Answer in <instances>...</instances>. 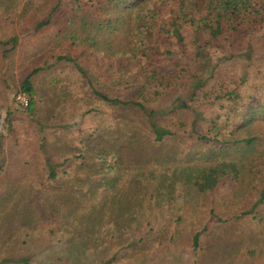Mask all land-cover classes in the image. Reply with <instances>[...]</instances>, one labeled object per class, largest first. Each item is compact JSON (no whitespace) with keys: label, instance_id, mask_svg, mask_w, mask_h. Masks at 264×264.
<instances>
[{"label":"rangeland","instance_id":"obj_1","mask_svg":"<svg viewBox=\"0 0 264 264\" xmlns=\"http://www.w3.org/2000/svg\"><path fill=\"white\" fill-rule=\"evenodd\" d=\"M55 2L0 0V39L15 38L12 48L10 44H0L1 185L3 179L11 177L12 182L15 180V165H24L28 157L30 163L43 155L59 163L62 157L70 159L83 154L94 142L103 143L100 139L95 140L101 119L95 110H91L102 106L103 102L91 93L71 62L56 57L72 55L88 71L91 83L94 86L103 84L102 88L108 82L100 74L110 59L100 53L84 59L81 54L84 47L68 42V20L85 14L82 10H76L77 13L69 10L70 0H59V11L53 13L48 25L34 29L37 22L46 18ZM59 25H64L66 33L53 36L52 32H56ZM263 30L255 27L251 31L253 37L248 39L252 56L249 61L236 56L238 47L233 38L220 39L217 45H205L201 50L206 53L203 57H193L194 45L185 42L182 47L170 45L174 51L172 57L156 58L159 68L181 69L182 75L184 72L190 76L203 74L206 80L199 90H191L188 84H178L159 100L146 94L142 98L147 108L156 111L167 108L172 98L180 99L185 105L175 108L172 114L157 113L155 119L159 126L173 121L171 130L175 136L144 146L140 143V154L131 159L133 167L118 178L122 198L129 197L127 190L130 195L134 194L132 188L136 185L142 197V216H136L134 222L119 220L118 223L124 234L130 228L123 226H132L128 241L135 243L132 249L142 251L139 258L143 253L146 264H171L178 256L186 258L188 264H264V202L254 206L264 179V120L259 119L261 111L258 118L249 123H242L237 116L242 106L264 104ZM198 41L202 43V38ZM245 46L242 47L244 51ZM116 57L114 59L121 58ZM34 67L39 70L30 77L34 90L33 108L27 111L14 101V96L21 91L19 83L23 77ZM232 88L237 92L234 110L229 109V102L221 96ZM87 109L91 112L86 113ZM137 120L141 122L140 118ZM177 121L182 125L176 124ZM242 137H255V140L250 145L231 144V140ZM103 159L110 167V152ZM223 161L237 164L235 177L225 174L212 190L196 191L192 184L194 178ZM104 175L109 177L110 170L106 174H93L94 177ZM45 177L40 166L36 171L30 168L24 176L25 181L23 178L22 184L11 187L10 191L22 190L23 207L34 213L28 220H15V227L6 236L12 242L7 250L12 251L15 246L14 258L45 255L50 248L65 243L63 238L68 230L77 239L78 236L91 238L85 229L87 206L73 208L69 213L54 182L47 186L40 183L46 182ZM104 187L99 184L95 202L108 195L110 199L112 188ZM15 197L19 198L18 195ZM148 197L154 201H147L150 208L146 211L143 199ZM120 207L119 204L116 209ZM215 217L223 221L217 222ZM177 219L182 221L177 222ZM181 223H186L189 234L199 231L202 225L206 227L200 232L195 249L189 245L182 251L168 244V235L175 228L179 231ZM123 233H120L121 237L125 238ZM2 244L5 246L4 242ZM91 247L86 253L90 258L97 254ZM113 264L134 263H125L123 258Z\"/></svg>","mask_w":264,"mask_h":264},{"label":"trees","instance_id":"obj_2","mask_svg":"<svg viewBox=\"0 0 264 264\" xmlns=\"http://www.w3.org/2000/svg\"><path fill=\"white\" fill-rule=\"evenodd\" d=\"M70 2L72 4H69V10L74 12L82 10L85 14L68 20L67 40L73 45L84 47L81 50L84 59L93 53L103 54L110 59V62L104 64L100 74L107 79L108 85L103 88L101 87L103 84L94 86L88 71L72 55H58L56 59L71 62L80 77L86 81L91 93L103 102L102 106L91 109L95 110L94 113H97L101 119V125H98L99 128L96 127L98 132L95 140L100 139L103 143L94 142L83 154L70 159L62 157L59 163L52 162L46 155L36 161L33 159L30 163L28 157L24 165L18 167L15 165L17 169L13 182L11 177L2 180V185L0 183V264H113L123 258L125 263L146 264L143 253L139 258V253L142 251L132 249L135 243L128 241L132 226H123V228H130L124 234L118 223L119 220H123L124 223L134 222L136 216H142L143 208L140 205L142 197L136 185L132 188L134 194L130 195V191L127 190L129 197L122 198L123 191L118 188V182H120L118 178L122 177L129 167H133L131 159L140 154L139 150L142 149L139 147L140 143L144 146L163 142V138L166 139L167 136H175L176 133L171 130L174 127L173 121L165 124L166 126H159L155 119L157 113L172 114L175 108H183L185 105L180 99L172 98L167 108L156 111L153 108H147L142 98L146 94L151 95L154 100H159L161 95L178 84H188L191 90H199L206 80L203 74L193 73L190 76L184 72L182 75L181 69L159 68L156 58L158 56L172 57L174 51L170 49V45L177 44L182 47L185 42L190 44L192 42L194 45L195 50L191 53L193 57H203L206 53L201 50L205 45L209 43L217 45L220 39L233 38L234 44L238 47L236 56L249 61L252 56L249 48L251 41L248 39L253 37L251 31L255 27L264 28V0H70ZM59 5V0H56L46 18L37 22L34 29L48 25L53 13L59 11ZM62 26L64 25H59L52 35L60 36L65 32ZM261 35L264 37V30ZM199 38H202V43L198 41ZM0 44H10L12 48L15 38L0 39ZM244 45H247L245 51L242 50ZM88 47L91 48L90 51L86 50ZM116 56L123 60L114 59ZM38 70V67L32 68L19 83V90L28 96L27 111L33 108L34 90L30 77ZM221 96L229 102V109L234 110L235 98H237L235 88L224 91ZM241 108L237 116L242 123L257 119L259 111L262 112L259 119L264 120V104L256 103ZM88 112H91L90 109L86 110V113ZM138 118L141 122L137 120ZM176 124L182 125L180 121ZM105 131H109L110 134H104ZM201 138L207 137L201 136ZM254 140L255 137H242L231 140V144L250 145ZM167 146L166 144L165 147ZM109 152L110 167L103 159ZM163 157L165 158V155ZM93 158L96 160L93 161ZM148 160L151 159L148 158ZM38 162H40L41 173L46 176L44 179L46 182L40 183L47 186L54 182L61 193L58 194L60 200L67 204L69 213L73 208L87 206L84 210L89 209L88 215L85 216L87 220L85 229L91 238L82 239L77 235V239L72 236V231L68 230L66 237L63 238L65 243H59L57 247L50 248L45 255L38 258L29 256L14 258L12 251H15V246L12 251L7 250L12 242L6 236H9L11 228L15 227L13 224L15 220H28L34 213L23 207L25 197L22 195V190H10L12 186L15 187L22 184L23 180L25 181L24 176L30 168L36 171L39 167ZM109 170V177L93 176V174H106ZM236 173L237 164L234 162H218L197 175L192 184L196 191L202 193L212 190L221 181V176L228 174L232 178ZM129 182H132L131 179ZM100 183L105 186L104 189L112 188L110 199L108 195L102 201L95 202ZM16 195L19 196L18 199ZM143 200L145 201L144 209L148 211L150 203L147 201H150L151 197ZM263 202L264 179L254 206ZM119 204L121 207L117 210L116 206ZM82 218H84L83 215ZM215 220L223 221L219 217H215ZM181 221L177 219V222ZM179 226V231L175 228L168 235L170 237L168 244L182 251H185L189 245L195 249L198 246L199 234L206 227L202 225L199 231L194 230L189 234L186 223H181ZM120 233H123L125 238H122ZM3 242L6 247L2 244ZM89 246L97 251V254L92 255L91 258L86 254ZM145 259H147L146 255ZM170 263L188 264V261L178 256Z\"/></svg>","mask_w":264,"mask_h":264},{"label":"built area","instance_id":"obj_3","mask_svg":"<svg viewBox=\"0 0 264 264\" xmlns=\"http://www.w3.org/2000/svg\"><path fill=\"white\" fill-rule=\"evenodd\" d=\"M14 101L21 107L28 105V96L23 91H18L14 96Z\"/></svg>","mask_w":264,"mask_h":264}]
</instances>
